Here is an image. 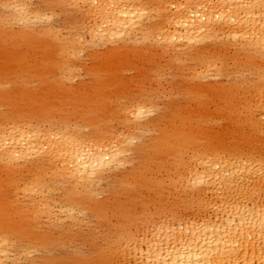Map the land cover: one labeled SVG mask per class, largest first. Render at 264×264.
I'll return each instance as SVG.
<instances>
[{"label": "bare ground", "instance_id": "6f19581e", "mask_svg": "<svg viewBox=\"0 0 264 264\" xmlns=\"http://www.w3.org/2000/svg\"><path fill=\"white\" fill-rule=\"evenodd\" d=\"M42 255L264 264V0H0V264Z\"/></svg>", "mask_w": 264, "mask_h": 264}, {"label": "rangeland", "instance_id": "374dc122", "mask_svg": "<svg viewBox=\"0 0 264 264\" xmlns=\"http://www.w3.org/2000/svg\"><path fill=\"white\" fill-rule=\"evenodd\" d=\"M54 253L57 254L59 257H63L66 259H69L70 261L74 260L75 255L80 254L86 258H90L92 256L93 250L87 245H83L78 243L77 245H74L71 247L70 250L68 249H58ZM45 255H42L41 257L29 261L28 264H48V260H45Z\"/></svg>", "mask_w": 264, "mask_h": 264}]
</instances>
